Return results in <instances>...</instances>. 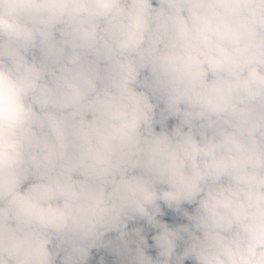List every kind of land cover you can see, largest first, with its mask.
<instances>
[{"label":"clouds","instance_id":"9594fccd","mask_svg":"<svg viewBox=\"0 0 264 264\" xmlns=\"http://www.w3.org/2000/svg\"><path fill=\"white\" fill-rule=\"evenodd\" d=\"M0 264H264V0H0Z\"/></svg>","mask_w":264,"mask_h":264}]
</instances>
